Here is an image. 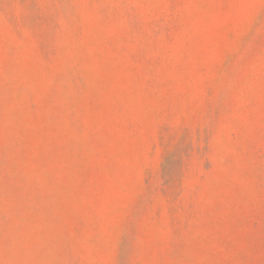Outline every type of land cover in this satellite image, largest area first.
<instances>
[{
	"label": "rangeland",
	"instance_id": "1",
	"mask_svg": "<svg viewBox=\"0 0 264 264\" xmlns=\"http://www.w3.org/2000/svg\"><path fill=\"white\" fill-rule=\"evenodd\" d=\"M0 264H264V0H0Z\"/></svg>",
	"mask_w": 264,
	"mask_h": 264
}]
</instances>
